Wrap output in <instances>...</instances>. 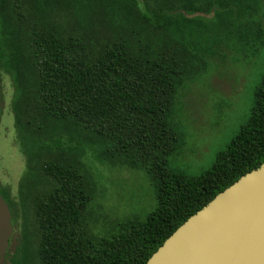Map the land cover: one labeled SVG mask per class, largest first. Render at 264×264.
I'll use <instances>...</instances> for the list:
<instances>
[{"label": "trees", "instance_id": "trees-1", "mask_svg": "<svg viewBox=\"0 0 264 264\" xmlns=\"http://www.w3.org/2000/svg\"><path fill=\"white\" fill-rule=\"evenodd\" d=\"M261 4L0 0L4 44L11 40L0 63L15 80L29 167L19 195L33 201L39 264H147L192 215L264 164V74L248 120L209 170L189 176L170 163L182 143L171 120L180 87L208 60L264 44ZM85 25L106 32L97 46L74 34ZM82 140L109 143L103 153L147 171L157 206L145 220L120 223L107 237L91 233L84 216L95 188L80 161Z\"/></svg>", "mask_w": 264, "mask_h": 264}, {"label": "rangeland", "instance_id": "rangeland-1", "mask_svg": "<svg viewBox=\"0 0 264 264\" xmlns=\"http://www.w3.org/2000/svg\"><path fill=\"white\" fill-rule=\"evenodd\" d=\"M261 7L257 19L264 28V0ZM212 15L195 16L209 21ZM74 34L97 46L106 32L102 26L85 25L77 27ZM4 41L0 19V46L9 50L11 40L7 46ZM206 65L199 75L180 87L171 118L182 137L177 153L171 157V167L189 176L209 170L218 153L248 120L264 74V44L226 52L224 59H210ZM3 68L0 63V191L8 195L6 202L12 205L14 232L10 249L0 258V264H39L33 201L23 203L19 195L29 167L18 142L12 107L18 91L13 74H6ZM107 146L110 144L81 141L80 161L95 188L84 220L91 233L101 238L114 234L120 223L145 220L157 206L147 171L132 167L127 159L112 152L103 153Z\"/></svg>", "mask_w": 264, "mask_h": 264}, {"label": "water", "instance_id": "water-1", "mask_svg": "<svg viewBox=\"0 0 264 264\" xmlns=\"http://www.w3.org/2000/svg\"><path fill=\"white\" fill-rule=\"evenodd\" d=\"M0 191V258L14 232ZM147 264H264V164L182 224Z\"/></svg>", "mask_w": 264, "mask_h": 264}]
</instances>
